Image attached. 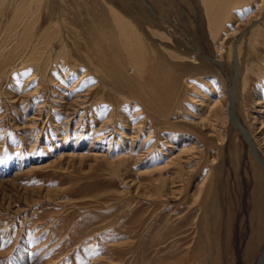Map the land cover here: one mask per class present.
Returning a JSON list of instances; mask_svg holds the SVG:
<instances>
[{
    "label": "rangeland",
    "instance_id": "obj_1",
    "mask_svg": "<svg viewBox=\"0 0 264 264\" xmlns=\"http://www.w3.org/2000/svg\"><path fill=\"white\" fill-rule=\"evenodd\" d=\"M213 10L0 0V264H257L264 0Z\"/></svg>",
    "mask_w": 264,
    "mask_h": 264
},
{
    "label": "bare ground",
    "instance_id": "obj_2",
    "mask_svg": "<svg viewBox=\"0 0 264 264\" xmlns=\"http://www.w3.org/2000/svg\"><path fill=\"white\" fill-rule=\"evenodd\" d=\"M206 1V3H207V5L210 7V8H213L214 10V14H216L215 15V17L218 15V13L220 14L221 13V19L220 20H222V19H224V18H226V17H224L226 14H227V12H229V9L231 8V7H237V6H239V4L240 3H242V1H244V0H205ZM229 4V5H228ZM214 16V15H213ZM215 17H213L214 18V20H215ZM217 17H219V15L217 16ZM218 19V18H217ZM213 20V21H214ZM213 21H210L211 23H213ZM217 21L215 20V23H216ZM221 23L222 24H224L223 23V20L221 21ZM215 25V24H214ZM213 26V25H212ZM223 26V25H222ZM222 26L220 25V28H222ZM234 57H235V55H234ZM239 57V56H238ZM238 57L236 56L235 58H234V65H237V59H238ZM226 114H227V117H228V119L229 120H231L232 122L234 121L235 123H236V128L238 129V130H240L241 131V133H243V135H244V139L245 140H247V139H249V140H251V136H250V132L248 131L247 132V130H245V128H243V126H241L240 124H239V121H238V119H237V117H236V113H233V112H231V109H230V104L228 105V102H227V105H226ZM246 132H245V131ZM247 138V139H246ZM249 143V142H248ZM254 143V142H253ZM250 145H251V149H252V151H253V155L255 156V158H257L258 159V161H259V163H260V166H261V168H263L264 169V158L263 157H261L259 154H258V152H256V148L255 147H253V145L251 144V143H249ZM255 145V144H254ZM264 264V253H263V255L260 257V259L258 260V262H257V264Z\"/></svg>",
    "mask_w": 264,
    "mask_h": 264
},
{
    "label": "water",
    "instance_id": "obj_3",
    "mask_svg": "<svg viewBox=\"0 0 264 264\" xmlns=\"http://www.w3.org/2000/svg\"><path fill=\"white\" fill-rule=\"evenodd\" d=\"M263 264V263H262Z\"/></svg>",
    "mask_w": 264,
    "mask_h": 264
}]
</instances>
